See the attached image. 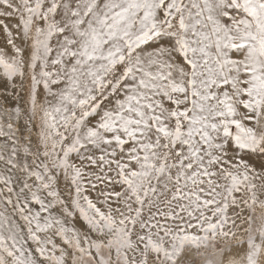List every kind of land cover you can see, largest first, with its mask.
<instances>
[{
  "label": "snow or ice",
  "instance_id": "6c2138e0",
  "mask_svg": "<svg viewBox=\"0 0 264 264\" xmlns=\"http://www.w3.org/2000/svg\"><path fill=\"white\" fill-rule=\"evenodd\" d=\"M0 264H264V0H0Z\"/></svg>",
  "mask_w": 264,
  "mask_h": 264
}]
</instances>
